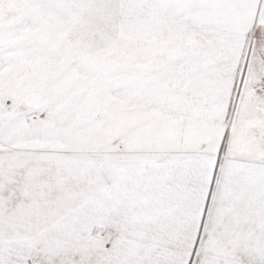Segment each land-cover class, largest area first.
<instances>
[{
    "label": "snow or ice",
    "instance_id": "1",
    "mask_svg": "<svg viewBox=\"0 0 264 264\" xmlns=\"http://www.w3.org/2000/svg\"><path fill=\"white\" fill-rule=\"evenodd\" d=\"M0 264H264V0H0Z\"/></svg>",
    "mask_w": 264,
    "mask_h": 264
}]
</instances>
